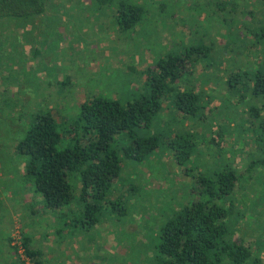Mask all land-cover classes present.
Here are the masks:
<instances>
[{
	"label": "trees",
	"instance_id": "trees-1",
	"mask_svg": "<svg viewBox=\"0 0 264 264\" xmlns=\"http://www.w3.org/2000/svg\"><path fill=\"white\" fill-rule=\"evenodd\" d=\"M164 1L79 0L77 4L94 11L113 5L117 9L114 27L135 33L143 32L144 25L150 24L148 19L155 13L167 16L163 22H156L169 23L168 27L159 29L161 32L154 33L159 36V59L153 55L146 60L149 65L143 74L139 73L142 82L137 83L139 87H131L123 96H120L121 89L113 97L90 95L77 104L76 117L69 114L71 106L60 99L48 107L52 111L24 112L23 109L18 111L16 106L12 108L17 105L15 100L13 104L6 101L5 95L11 97L12 90L7 89L6 94H2L0 114L7 113L9 120L23 126L18 130L25 131L13 151L25 158L20 178L36 196L29 211L42 216L51 213L53 224L57 215L61 220L59 225L48 224L56 238L62 237L63 232L71 235L78 230L90 232L102 224L108 212L120 207L126 209L127 202L133 205L131 198L139 193L135 179L138 177L134 175L141 167L145 168V174L151 173V166L154 170L158 168V153L164 158L165 151H169L193 187L188 182L185 196L176 197L177 207L167 209L158 230L148 233L149 239L145 235L147 242L138 257L142 258L140 264H264V258L257 251L246 242L237 241L241 238L244 218L249 219L254 213L258 219L263 215L258 210L264 207V203L256 206L254 200L246 196L248 189H245L254 175H264V0H178L183 1L179 8L190 11L183 18L168 16L172 2ZM246 1L249 5H243ZM159 3L158 10H154ZM47 6L46 0H0V26L5 32L0 44L15 42L16 35L12 38L11 34L16 27L10 28L12 23L29 25L33 32L37 28L36 19L47 14ZM177 10L173 7V14H177ZM238 15L244 30L240 37L229 31L225 33L229 34L227 38L211 40L201 34L199 22L193 21L196 17ZM208 23L203 20L201 27ZM166 32L177 35H172L168 41V37L161 34ZM214 40L229 47L221 52L222 58L231 53L243 58L252 55V64L231 74L227 72L219 80L222 64H210L211 54L219 44ZM38 41L44 40L39 38ZM3 71L4 67L0 76L4 75ZM5 72L8 76L9 72ZM205 76L219 85V90H215L216 101L211 102L205 90L208 87ZM135 82L132 79L130 84ZM228 93L233 101L228 102L221 96ZM219 102L245 108L240 112L242 128L230 130V126L220 123L215 114ZM202 159L210 160L209 165H200ZM156 180L167 179L164 176ZM261 187L264 189L263 185ZM242 191L246 193L239 201L237 194ZM260 191L258 187V193ZM262 198L264 195H258V202ZM263 228L259 227L261 232ZM45 238L49 239L46 235ZM23 239V256L30 262L22 260L24 257L21 259L18 252L22 248L19 246V249L17 243L12 244V238L8 244L0 246V253L7 254L1 264H48L55 246L53 250L43 251L42 247L33 246L29 237ZM47 241L52 244L51 239ZM6 248L15 251L14 259ZM72 249L73 254L79 252L78 259L83 260L80 256L83 248Z\"/></svg>",
	"mask_w": 264,
	"mask_h": 264
},
{
	"label": "rangeland",
	"instance_id": "rangeland-1",
	"mask_svg": "<svg viewBox=\"0 0 264 264\" xmlns=\"http://www.w3.org/2000/svg\"><path fill=\"white\" fill-rule=\"evenodd\" d=\"M78 1L46 0L48 12L42 19H36L37 28L33 32H30L29 25L14 23L10 25V28L16 27L14 28L16 31L14 30L11 34L12 38L16 35V40L5 46L0 44V55L3 53L0 60V74L4 67V75L0 76V102H3L1 101L2 94L4 93V96L6 94L4 91L7 89L12 90L9 92L11 97L5 95V99L7 102L11 101L12 104L15 100L17 105L14 104L12 108L16 106L18 111L21 109L24 112L26 110L33 112L35 109L49 111L48 109L52 108L48 107L57 104L60 99L66 105L71 106L69 114L76 117L79 114V110L76 109L78 108L77 104L90 95L106 94L113 97L121 89L120 96H123L131 91V87H139L137 83L142 84L139 80V73L143 74V70L149 65L146 60L152 59L153 55L159 59L161 51L157 46L159 36L154 33L159 29L163 30L169 24L164 22L159 25L156 22H163V19H166L164 17L167 16L155 13V16L148 19L150 24L144 25L143 32L123 31L119 30V27H114V14L117 9L113 5L94 11L89 6L78 7ZM133 1L139 3V0ZM170 1L172 2V11L168 16L176 15L183 18L190 12L183 7H178L183 1ZM159 5L160 3L156 4L153 9L158 10ZM243 5H249L248 1ZM173 7L178 9L177 14H173ZM241 19L240 15L232 18L206 16L196 17L193 21L199 22L202 29L201 34L203 33L206 38L212 40L214 37L216 39L227 38L229 34L225 35V33H229V31L233 36L238 33V37H240V34L244 33ZM203 20L209 23L207 26L201 27ZM39 23H41L40 26ZM217 26L218 28L215 29ZM19 30L21 31L17 33ZM161 34L167 36L166 40L168 41L172 35H177L176 33L171 35L168 32ZM4 35L5 32L0 26V38H3ZM39 38L44 41H38ZM214 41L219 44L218 47H215L216 52L211 54L210 64L211 66L215 63L222 64L220 74H218L219 80L227 72L231 74L234 70H243L252 64V55L243 58V56L231 53L227 57L225 54L222 58L221 54L225 52L224 49L227 48V45H220L219 40ZM232 48L234 47L232 46ZM232 51L235 52V49ZM243 60L245 61L244 65L241 64ZM5 71L9 72L8 76ZM132 79L136 80L134 85L130 84ZM204 80L208 83L205 90L208 96H211V102L216 101L217 98L214 99L217 93L215 90H219V85L210 79L207 80L206 76ZM220 88L224 90L222 86ZM221 96H224L228 102L233 101L230 93ZM71 98L74 101L70 102ZM212 107H214L213 104ZM244 109L243 106L230 105L229 103L223 105L222 102H219L215 108V114L222 125L230 126V130H235L236 127L242 128L240 112ZM14 113L15 111L12 116ZM6 114H0V246L5 242L8 244L13 238L15 241L12 240V244L17 243V247L22 248L18 255L22 256L21 259L24 257L22 260L27 263L30 262L29 258L23 256V237L26 236L31 239L33 246L42 247L43 251L53 250L55 246L54 255L51 253L48 257V264H140L142 258L138 257L141 255V251H144L142 246L147 242L145 240L148 233L158 230L168 213L167 209H175L173 206L177 207L179 203L176 197L183 198L185 196L187 193L186 184L189 182L190 187H193L190 184L191 180L188 181L184 173L182 175L172 153L165 151L166 157L164 158L162 153L160 156L158 153L156 162L159 169L154 170L151 166V173L145 174V168L141 167L142 170L134 175L138 177L135 179L139 185V193L131 198L133 205H129L127 202L124 204H127L126 209L120 207L108 212L104 216L102 224L90 232L78 230L77 234L73 233L74 235L63 232L62 237L56 238L53 235L54 230L48 226L54 220L52 214L42 216L29 211L30 203L36 196L32 193V189L25 187V181L20 178V173L24 171L25 158L13 151L15 144L21 140L25 131L24 129L18 130L23 126L21 124L20 126L16 120H9ZM235 135L237 136L238 133ZM251 148L249 151H252ZM253 149H256L255 144H253ZM209 162L210 160L202 159L199 164L208 166ZM153 172H155L154 176H152ZM164 176L167 179L164 182L156 180V178ZM146 180L154 182L150 184ZM262 185L264 186V175H254L253 180L248 181L245 187L246 190L248 189L247 193L242 191L237 194L239 201L242 198L241 195L246 193L248 194L246 196L254 200L253 203H256V206H263L264 198L260 202L257 199L258 195L260 197L264 195ZM170 186L171 188L168 189ZM258 187L262 190L259 193ZM37 208L40 209V206ZM258 212H263V215L258 219L254 213L249 219L245 220L244 218L241 229L244 232L241 231V238L238 237L237 241L246 242L247 246H251L254 251H257V254L264 258V228L262 232L259 229V227H264V207L262 209L260 207ZM60 221L56 215L52 225L57 226ZM257 221L260 223H256ZM21 233H23V237ZM45 235L49 239H44ZM147 238L149 239V236ZM46 239H51L52 244H48ZM62 239L65 240L61 242ZM258 240H260L259 243L255 244L254 242ZM80 246L83 248L80 253L83 260L78 259L79 252L73 254L72 247H75L76 251H80ZM136 246L138 248L135 249ZM7 252L10 258L16 257L13 249H7ZM111 254L125 257L115 258ZM6 256L5 252L0 253V264L1 261H5ZM12 264H16V262Z\"/></svg>",
	"mask_w": 264,
	"mask_h": 264
}]
</instances>
